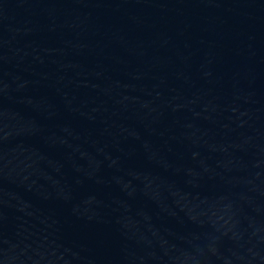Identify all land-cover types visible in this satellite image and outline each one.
I'll return each mask as SVG.
<instances>
[{
	"label": "water",
	"instance_id": "95a60500",
	"mask_svg": "<svg viewBox=\"0 0 264 264\" xmlns=\"http://www.w3.org/2000/svg\"><path fill=\"white\" fill-rule=\"evenodd\" d=\"M0 264H264V0H0Z\"/></svg>",
	"mask_w": 264,
	"mask_h": 264
}]
</instances>
